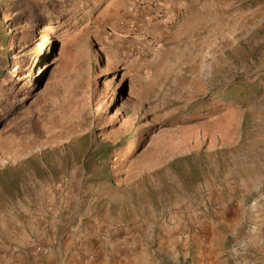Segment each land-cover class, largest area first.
<instances>
[{
    "label": "rangeland",
    "instance_id": "374dc122",
    "mask_svg": "<svg viewBox=\"0 0 264 264\" xmlns=\"http://www.w3.org/2000/svg\"><path fill=\"white\" fill-rule=\"evenodd\" d=\"M2 33L0 264H264V0H0Z\"/></svg>",
    "mask_w": 264,
    "mask_h": 264
},
{
    "label": "trees",
    "instance_id": "16d2710c",
    "mask_svg": "<svg viewBox=\"0 0 264 264\" xmlns=\"http://www.w3.org/2000/svg\"><path fill=\"white\" fill-rule=\"evenodd\" d=\"M2 42H5L8 35L6 33H2L0 35ZM217 92L226 93V90L224 89H220V90H216ZM223 96H229V98H232L230 95H223ZM86 137H83V139ZM111 152V148H108L107 146L104 145H98L97 148H93V147H88L85 151L84 154V161H83V168L85 169L86 172L91 173L93 176H95L96 171L95 169L98 166H102V162L103 160H107V156L110 154ZM36 157L32 156L26 159V163L30 164L31 168L35 171H39V165L37 164V162L34 160ZM189 158L188 156L183 157V158H179L176 159L174 161H171L169 163V166H171L175 171H177V164L178 162H180L181 160L187 159ZM106 168V167H103ZM105 171V169H104ZM5 173L7 172V170L4 171ZM102 176H105V173L102 172ZM110 178V177H109ZM17 181H12V184H16Z\"/></svg>",
    "mask_w": 264,
    "mask_h": 264
}]
</instances>
